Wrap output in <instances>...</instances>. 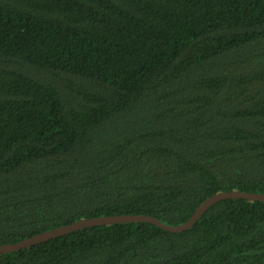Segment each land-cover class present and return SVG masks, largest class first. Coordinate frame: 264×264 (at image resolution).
I'll return each instance as SVG.
<instances>
[{
    "label": "trees",
    "instance_id": "obj_1",
    "mask_svg": "<svg viewBox=\"0 0 264 264\" xmlns=\"http://www.w3.org/2000/svg\"><path fill=\"white\" fill-rule=\"evenodd\" d=\"M232 190L264 194V0H0V245L175 226ZM0 264H264V202Z\"/></svg>",
    "mask_w": 264,
    "mask_h": 264
},
{
    "label": "water",
    "instance_id": "obj_2",
    "mask_svg": "<svg viewBox=\"0 0 264 264\" xmlns=\"http://www.w3.org/2000/svg\"><path fill=\"white\" fill-rule=\"evenodd\" d=\"M225 199H246L249 201L264 202V194L257 192H243L237 190L217 192L214 195L208 197L204 202H202V204L196 209L194 214L186 222L175 226H169L153 216L142 215V214H120V215L99 216L93 218H83L71 224L59 226L54 229L36 234L32 237L23 239L16 243L0 245V254L17 251L26 247H31L33 245L40 244L48 240L69 234L81 228L94 227L99 225H108L114 223H122V222H130V221L151 222L171 232H182L193 226L196 223V221L201 217V215L206 210H208L213 204Z\"/></svg>",
    "mask_w": 264,
    "mask_h": 264
}]
</instances>
